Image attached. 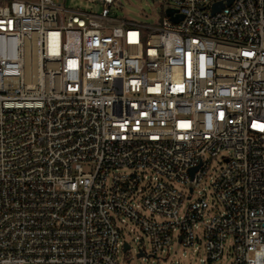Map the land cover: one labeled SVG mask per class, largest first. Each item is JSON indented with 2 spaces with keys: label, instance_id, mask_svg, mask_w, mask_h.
<instances>
[{
  "label": "built area",
  "instance_id": "2783aa9c",
  "mask_svg": "<svg viewBox=\"0 0 264 264\" xmlns=\"http://www.w3.org/2000/svg\"><path fill=\"white\" fill-rule=\"evenodd\" d=\"M91 1L0 0V264H120L127 222L139 259L264 264V0H163L154 26Z\"/></svg>",
  "mask_w": 264,
  "mask_h": 264
},
{
  "label": "rangeland",
  "instance_id": "374dc122",
  "mask_svg": "<svg viewBox=\"0 0 264 264\" xmlns=\"http://www.w3.org/2000/svg\"><path fill=\"white\" fill-rule=\"evenodd\" d=\"M58 2L67 8L82 10L93 14H101L103 11L99 1L58 0ZM166 9L167 6L163 0H116V3L111 7L109 16L117 20H128L154 26L161 20ZM225 157L226 154L222 153L212 160L209 176H216L220 172L223 166L222 159ZM210 184L211 181L208 177L206 183L203 185L207 189L205 198L209 203L210 214H218L222 212V207L212 194ZM173 185L177 189L185 193L187 192L185 186L179 183H173ZM119 224L123 239L132 246L130 252H121L119 254L118 260L120 264H128V261H130V264H227L230 261L228 257L216 262L207 261L205 241L203 239L197 242L195 247L191 249H185L178 244H173L169 252L170 255L167 252L160 257L159 261L155 258L139 259L137 254L140 249L144 248L148 255L151 253L149 237L131 222ZM195 248H198V251L194 252Z\"/></svg>",
  "mask_w": 264,
  "mask_h": 264
},
{
  "label": "water",
  "instance_id": "95a60500",
  "mask_svg": "<svg viewBox=\"0 0 264 264\" xmlns=\"http://www.w3.org/2000/svg\"><path fill=\"white\" fill-rule=\"evenodd\" d=\"M231 2H232V0H230L229 1V4H231ZM223 8V5L222 4H219V5H217V6H215V8H214V11H218V10H220V9H222ZM167 14L168 15H171L172 14V11L171 10H168L167 11ZM176 22H177V20H175ZM126 250L129 248V246L128 245H126Z\"/></svg>",
  "mask_w": 264,
  "mask_h": 264
}]
</instances>
